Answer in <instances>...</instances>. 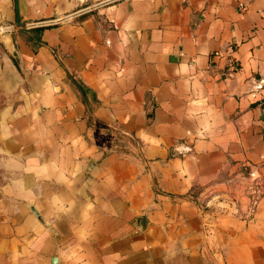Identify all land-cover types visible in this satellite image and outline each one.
Masks as SVG:
<instances>
[{
    "label": "crops",
    "instance_id": "1",
    "mask_svg": "<svg viewBox=\"0 0 264 264\" xmlns=\"http://www.w3.org/2000/svg\"><path fill=\"white\" fill-rule=\"evenodd\" d=\"M102 1L0 0V264H264V0Z\"/></svg>",
    "mask_w": 264,
    "mask_h": 264
},
{
    "label": "water",
    "instance_id": "2",
    "mask_svg": "<svg viewBox=\"0 0 264 264\" xmlns=\"http://www.w3.org/2000/svg\"><path fill=\"white\" fill-rule=\"evenodd\" d=\"M113 1H116V0H105V1H102V2H99V3H96L93 6L85 7L83 9H80L78 11H75L73 13H70L68 15H65V16L57 18V19L31 23L30 26L31 27H35V26H43V25H50V24L60 23V22H63L65 20H67V19L79 16V15L84 14L86 12H89V11H91L93 9H96L98 7H101L103 5L111 3ZM8 29H10V28H7V27L3 28V30H8ZM3 57H4V63H5L6 69H8V71H10L11 74H13L14 77H16V78L20 77V74H21L20 70L17 67V65L14 63L13 59L6 53L4 54Z\"/></svg>",
    "mask_w": 264,
    "mask_h": 264
},
{
    "label": "built area",
    "instance_id": "3",
    "mask_svg": "<svg viewBox=\"0 0 264 264\" xmlns=\"http://www.w3.org/2000/svg\"><path fill=\"white\" fill-rule=\"evenodd\" d=\"M252 181L247 186L248 191V205L246 208L245 216L248 219H252V217L255 215L258 205L262 198L264 197V180L259 176L252 175Z\"/></svg>",
    "mask_w": 264,
    "mask_h": 264
},
{
    "label": "rangeland",
    "instance_id": "4",
    "mask_svg": "<svg viewBox=\"0 0 264 264\" xmlns=\"http://www.w3.org/2000/svg\"><path fill=\"white\" fill-rule=\"evenodd\" d=\"M248 194V193H247ZM249 199V198H248ZM249 201V200H248ZM233 206H237L236 204L235 205H233ZM237 211H238V209H237ZM245 213H246V211H245Z\"/></svg>",
    "mask_w": 264,
    "mask_h": 264
}]
</instances>
